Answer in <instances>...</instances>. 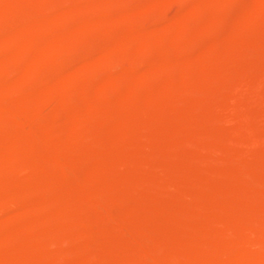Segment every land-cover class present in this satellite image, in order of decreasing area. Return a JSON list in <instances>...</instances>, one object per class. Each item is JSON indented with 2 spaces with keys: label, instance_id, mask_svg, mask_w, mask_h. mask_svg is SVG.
<instances>
[{
  "label": "rangeland",
  "instance_id": "1",
  "mask_svg": "<svg viewBox=\"0 0 264 264\" xmlns=\"http://www.w3.org/2000/svg\"><path fill=\"white\" fill-rule=\"evenodd\" d=\"M95 1L92 8L89 0H0V96L5 91L8 101L0 112V264H264V0H237L230 12L222 6L211 24L183 14L192 0ZM215 1L201 0L198 15ZM129 5L139 13L127 20ZM81 17L85 27L75 30ZM177 21L186 26L183 36L188 31L183 39H174ZM163 26L171 32H157ZM46 32L61 33L64 44L50 43ZM24 33L38 42L25 43ZM158 33L162 40L154 42ZM134 37L152 47L131 48ZM117 38L124 45L100 72L66 80ZM175 45L195 49L182 69L189 82H179L176 66L156 78H124L149 65L160 69L156 57ZM220 45L225 51L201 54ZM13 53L19 61L4 62ZM55 87L71 102L34 101ZM82 95L93 108L81 111ZM63 108L79 118V129L64 127ZM43 149L66 158L54 166L34 155ZM12 166L19 167L13 179ZM42 216L47 224L36 226ZM27 233V247L12 249L11 239Z\"/></svg>",
  "mask_w": 264,
  "mask_h": 264
},
{
  "label": "bare ground",
  "instance_id": "2",
  "mask_svg": "<svg viewBox=\"0 0 264 264\" xmlns=\"http://www.w3.org/2000/svg\"><path fill=\"white\" fill-rule=\"evenodd\" d=\"M91 0H89V2H90ZM95 0H93V2H92V4H89V7L91 6H93V5H95L96 6V4H94V3H98V2H94ZM98 1V0H97ZM107 1V0H106ZM114 1H118V0H114ZM123 1V0H122ZM121 1V2H122ZM129 3H130V1L129 0H127ZM143 0H141V2H142ZM144 1H146V2H151V0H144ZM200 1L201 0H192V2H191V4H189L190 6L189 7H187L185 10H184V12H183V14L184 13H186V14H196L197 13V17H198V19H200V20H202V22L203 23H206V24H211L212 23V21H214L213 19L216 17H218L217 15L220 13L219 11H221V10H219L222 6H224V8L226 7V10H227V12H230L233 8H235L234 7V5L236 6V3H238L239 1H237V0H216L215 2H216V4L215 5H213L214 7H212L211 9H209L208 11H207V13L206 14H204V15H198L199 13L196 11L197 9V7H198V5H200ZM207 1V0H206ZM242 1V0H241ZM90 2V3H91ZM136 2V1H135ZM135 2H134V4H135ZM186 2V1H185ZM188 2V1H187ZM190 2V1H189ZM88 3V2H87ZM87 3H85V4H87ZM100 3H101V1H100ZM104 4L106 3V2H103ZM109 3H111V2H109ZM128 3V4H129ZM212 3V2H211ZM99 4V3H98ZM104 4H100V7L99 6H97L96 8H100V9H102V8H104V7H102L101 5H104ZM112 4V3H111ZM123 4H125V3H123ZM131 4V3H130ZM133 4V3H132ZM88 5V4H87ZM107 5V4H106ZM105 5V6H106ZM110 5V4H109ZM135 5H137V4H135ZM141 5V3L139 4V7H141L140 6ZM151 5V4H150ZM134 5H129L128 7L126 6V9H127V11H125V12H127V16L126 15H124V16H126L127 17V20L129 19H131V18H133V17H135V16H137L138 15V13H139V10H137V7L135 8V6L133 7ZM186 6V5H185ZM200 6H202V5H200ZM211 6V5H210ZM2 7V8H1ZM5 8V6L4 5H2V6H0V18L2 17V15H3V13L5 12L4 10V8ZM88 7V6H87ZM88 7V8H89ZM124 7H125V5H123V9H124ZM84 8V7H83ZM93 8V7H92ZM106 8V7H105ZM223 8V7H222ZM4 9V10H3ZM142 9V8H141ZM204 9V8H203ZM202 9V10H203ZM244 9V8H243ZM247 9H249V7L247 8ZM125 10V9H124ZM183 10V9H182ZM202 10H198V11H201L202 12ZM205 10V9H204ZM225 11V10H224ZM77 12V11H76ZM79 12V11H78ZM226 12V11H225ZM250 12V11H249ZM248 12V13H249ZM72 13V12H71ZM181 13V12H180ZM260 13V12H259ZM70 14V13H69ZM74 14V13H73ZM77 14H79V13H77ZM103 14V13H102ZM109 15H110V13H108ZM217 14V15H216ZM250 14V13H249ZM101 15V14H100ZM252 16H253V13L251 14ZM64 16V15H63ZM77 16V15H76ZM79 16L80 15H78V18H79ZM111 16V15H110ZM254 16H256V15H254ZM74 17H75V15H74ZM100 17H102V15L100 16ZM104 17H106V15L104 16ZM112 17V16H111ZM123 17V16H122ZM61 18V17H60ZM141 18V17H140ZM193 18V17H192ZM196 18V17H195ZM62 19V18H61ZM73 19V18H72ZM82 19H84L83 17H81V19H77V20H75L74 19V21H76V25L74 26L75 27V30H81V29H83L84 27H85V23H84V21L82 20ZM99 19V18H98ZM110 19V18H109ZM125 19V18H124ZM134 19V18H133ZM179 19H181V18H179ZM185 19H187V18H185ZM245 19V18H244ZM104 20V19H103ZM143 20V19H142ZM176 20V19H175ZM182 20V19H181ZM222 20V19H221ZM63 21V20H62ZM86 21V20H85ZM95 21V20H94ZM97 21V20H96ZM110 21V20H109ZM109 21L107 20V22L109 23ZM132 21V20H131ZM130 21V22H131ZM192 21V20H191ZM194 21V20H193ZM123 22H124V20H123ZM123 22H122V24H123ZM215 22V21H214ZM218 22V21H217ZM103 23V22H102ZM105 23V22H104ZM128 23V22H127ZM132 23V22H131ZM49 24V23H48ZM100 24V23H99ZM130 24V23H129ZM162 24V23H161ZM197 24H199V22L197 23ZM98 25V24H97ZM123 25H125V26H127L126 25V23L125 24H123ZM174 25V26H173ZM196 25V24H195ZM194 25V26H195ZM34 26H37V25H33V27ZM72 26V27H73ZM130 26V25H129ZM172 28L171 29H173L174 31H175V33H173V35H174V39H183L184 38V36L186 35V33H188V31L186 30V32L184 33V31H183V33H184V36L180 33V30L183 28V27H185V29H186V26L184 25V22L183 21H177L175 24H172ZM197 26V25H196ZM71 27V28H72ZM99 27H100V25H99ZM103 27V26H102ZM153 27V26H152ZM209 27V26H208ZM29 28H32V27H30L29 26ZM39 28V27H38ZM37 28V29H38ZM60 28H61V26H60ZM90 28H93V26L92 27H90ZM127 27H125L124 29H126ZM129 28V27H128ZM190 27H188V29H189ZM35 30V28H34V31H33V34L36 36V35H38V37H40L41 38V36H42V33H41V36H39V34L38 33H40V31L38 32V30ZM87 29H89V28H87ZM155 29V28H154ZM171 29H168V27H160V28H158L157 29V32H160V33H163V32H168V31H170L171 32ZM184 29V30H185ZM65 30V29H64ZM97 30H98V27H97ZM96 30V31H97ZM122 30V29H121ZM121 30H120V32H121ZM127 30V29H126ZM183 30V29H182ZM50 31V30H49ZM71 31V30H70ZM74 31V30H73ZM94 31V30H93ZM128 31V30H127ZM131 31V30H130ZM192 31V30H191ZM24 32H26V31H24ZM51 32H52V30H51ZM59 32V31H58ZM77 32V31H76ZM123 32V31H122ZM195 32V31H194ZM11 33V32H10ZM18 33V32H17ZM20 33H23V32H20ZM29 33V32H28ZM27 33V34H28ZM124 33V32H123ZM126 33V32H125ZM9 34V33H8ZM12 34H14L13 32H12ZM25 35H26V33H24ZM24 34H23V36H24ZM81 34V33H80ZM119 34V33H118ZM128 34H129V32H128ZM159 34V33H158ZM204 34V33H203ZM9 35H11V34H9ZM21 34H19V36H20ZM30 35H31V32H30ZM30 35L28 34V37L29 38H27V35H26V37L24 36V38H27L28 39V41H25V43L26 42H29L30 40L29 39H32V41H34V43H35V41H37L38 42V40H33V38H30ZM65 35V34H64ZM121 35V34H120ZM124 35V34H123ZM163 35V34H162ZM12 36V35H11ZM19 36H17V37H19ZM22 35H21V37H23ZM32 36V35H31ZM35 36H33L34 38H35ZM66 36V35H65ZM75 36V35H74ZM76 36H78V35H76ZM111 36V35H110ZM125 36H127V34H125ZM128 36H130V37H132L133 35H128ZM135 36V35H134ZM187 36H188V34H187ZM5 37H6V35H5ZM10 37V36H9ZM13 37H14V35H13ZM16 37V39L18 40V38ZM20 37V38H21ZM113 37V36H112ZM116 37V36H115ZM118 37V36H117ZM122 37V36H121ZM120 37V38H121ZM124 37V36H123ZM152 37V36H151ZM155 38H154V42H159L160 41V34H159V36L157 35V36H154ZM19 38V39H20ZM45 38L46 39H48V41L49 40H53V41H57L58 42V44L60 45V44H62L63 43V41H64V37H63V35L61 34V33H50V32H46L45 33ZM108 38V37H107ZM119 38V39H120ZM125 38V37H124ZM166 38V37H165ZM189 38H190V36H189ZM194 38V37H193ZM5 39H8V38H5ZM11 39V38H10ZM9 39V41H12V40H10ZM45 39V40H46ZM110 39V38H109ZM118 38H117V40H119ZM151 39V38H150ZM153 39V38H152ZM26 40V39H25ZM107 40V39H106ZM112 40H114L113 38H112ZM111 40V43H110V46L108 47V48H106V49H102V51H101V53H99V55H97V57L96 56H93L92 58L94 59V57H96V59L95 60H93V61H91L90 63H84L82 66H80L79 67V69L77 70V71H70L67 75H65V77H66V80L68 81H71V79H73L74 77H83V76H85V75H87V74H89L90 72H96V71H99L100 70V68L101 67H105L107 64V61L109 60V59H112V58H114V56L116 55V53L118 52V50L120 49V47H122L123 45H124V41L126 40V39H122V40H124V41H122L121 39V46H120V42H113ZM116 40V39H115ZM116 40V41H117ZM128 40V39H127ZM162 40V39H161ZM169 40V39H168ZM8 41V42H9ZM13 41H14V38H13ZM19 41V40H18ZM18 41H16V42H18ZM21 41V40H20ZM31 41V42H32ZM165 41V40H164ZM170 41H172L171 39H170ZM175 41H177V40H175ZM175 41H174V44H176L175 43ZM184 41H185V39H184ZM5 42V41H4ZM15 42V43H16ZM23 43H22V46L23 45H25L24 44V41H22ZM47 42V41H46ZM50 42V41H49ZM78 42V41H77ZM129 42H130V45H129V43H128V46H130L131 48L133 47V49L134 48H138V47H148L149 45H148V41L147 42H145L144 40H139L138 38H136L135 39V37L134 38H132V39H130L129 40ZM166 42V41H165ZM12 43V42H11ZM33 43V42H32ZM51 43V42H50ZM150 43V42H149ZM153 43V42H152ZM161 43H163V42H161ZM217 43V42H216ZM215 43V44H216ZM6 44V43H5ZM4 44V45H5ZM9 44V43H8ZM30 44V43H29ZM36 44V43H35ZM57 44V43H56ZM64 44V43H63ZM123 44V45H122ZM151 44V43H150ZM157 44V43H156ZM159 44V43H158ZM192 45L194 44L193 42L191 43ZM11 45V44H10ZM0 46H1V44H0ZM3 46V45H2ZM5 46H7V48H8V51L9 50H12V49H9V47H8V45H5ZM4 46V47H5ZM14 45H12L11 47H13ZM54 46V45H53ZM126 46V45H125ZM176 46V45H175ZM193 46H195V45H193ZM226 46V45H225ZM225 46H222V45H220V46H217L216 48H211V47H204L202 50H201V54L202 55H206V54H209L210 52L212 53V51L214 52V51H216V52H222L223 50L225 51ZM20 47V46H19ZM150 47H152V46H150ZM150 47H148V48H150ZM170 47H172V45L170 46ZM169 47V48H170ZM33 48V47H32ZM31 48V49H32ZM54 48V47H53ZM62 49H63V46L61 47ZM202 48V47H201ZM22 49H24V48H22ZM28 49H29V47H28ZM34 49V48H33ZM125 50H126V47L124 48ZM123 49V50H124ZM197 49V48H196ZM2 50V49H1ZM14 50V49H13ZM15 50H17L18 51V47L15 49ZM27 50V49H26ZM30 50V49H29ZM36 50V49H35ZM143 50V49H142ZM169 50V49H168ZM194 48H192V47H190V46H188L187 47V45L185 46V45H180V46H176V48L174 47V49L171 51V52H169V53H166V54H160V55H158V57H156L157 58V62H159L160 63V65H161V67H160V69H158L157 67H153V66H151L150 67V65H149V68L145 71V72H130V73H127V74H125L124 75V78H126L127 80H133V81H139V80H141V79H144V78H156V77H158L157 75H159V73L161 72V71H163V73H164V71L166 72L167 70H171V68L173 69L175 66L176 67H179L180 68V73H179V82L180 83H186L188 80L186 79V77H185V72H183L182 71V69H183V65H184V63H186L187 61H185L184 62V60H185V57L186 56H189V55H191V56H189V57H192L193 55H195L194 54ZM3 51V50H2ZM17 51H15V52H17ZM37 51V50H36ZM40 51V50H39ZM164 51H166V49L164 50ZM5 52V51H4ZM13 52V51H12ZM20 52V51H19ZM23 52V51H22ZM26 52H28V51H26ZM120 52V51H119ZM8 53V52H7ZM97 53V54H98ZM160 53V52H159ZM158 53V54H159ZM5 54H6V52H5ZM14 54H16L17 55V53H13V55L11 54V55H9V56H7L6 57V59H5V61L4 62H6L7 61V63L9 62V61H14L15 60V58H16V56L14 55ZM57 54V53H56ZM2 56H3V54H2ZM6 56V55H5ZM18 56V55H17ZM25 56V55H24ZM28 56V55H27ZM55 56V55H54ZM196 56V55H195ZM4 57V56H3ZM0 58H1V56H0ZM18 58L20 59V57L18 56ZM50 58H51V54H50ZM17 59V58H16ZM19 59H17L18 61H19ZM42 59V58H41ZM108 59V60H107ZM1 60V59H0ZM31 60V59H30ZM89 61H90V59H88ZM112 60H114V59H112ZM187 60V59H186ZM32 61H34V60H32ZM31 61V62H32ZM39 61V60H38ZM87 61V60H86ZM111 61V60H110ZM30 62V61H29ZM39 62H44L43 60H40ZM112 62V61H111ZM190 62V61H189ZM2 63V62H1ZM12 63V62H11ZM23 63L24 62H22V65H23ZM34 63V62H33ZM37 63V62H36ZM35 63V64H36ZM83 63V62H82ZM153 63V62H152ZM5 64V63H4ZM15 63H13V65H14ZM20 64L21 63H19V64H17L18 65V67L20 66ZM30 64V63H29ZM154 64V63H153ZM157 64V63H156ZM8 65V64H7ZM38 65V64H37ZM41 65V64H40ZM43 65V64H42ZM152 65V64H151ZM155 65V64H154ZM16 66V65H15ZM31 66L32 65H28V64H24L23 65V70L24 71H27V70H30L31 69ZM36 67V66H35ZM146 67V66H145ZM144 67V68H145ZM20 68V67H19ZM33 68H34V66H33ZM77 69V68H76ZM101 69H103V68H101ZM141 69H143V68H141ZM38 70H40L39 68H38ZM145 70V69H144ZM185 70V69H184ZM21 72V71H20ZM100 72V71H99ZM36 73V72H35ZM67 73V72H66ZM162 73V72H161ZM30 74V73H29ZM123 75V74H122ZM22 76V75H21ZM89 76V75H88ZM239 76V75H238ZM19 77V76H18ZM218 77V76H217ZM221 77V76H220ZM242 77V76H241ZM223 78V77H222ZM19 79V78H18ZM62 79V78H61ZM76 79V78H75ZM80 79V78H79ZM238 79H240V77L238 78ZM238 79H236V80H238ZM21 80V79H20ZM190 80V79H189ZM191 81V80H190ZM214 81H216V80H214ZM60 82V81H59ZM64 82V81H63ZM66 82V81H65ZM74 82V81H73ZM104 82V81H103ZM130 82V81H129ZM189 82V81H188ZM70 83H72V82H70ZM5 84V83H4ZM11 84V83H10ZM108 84V83H107ZM138 84V83H137ZM7 85H9V84H7ZM6 85V86H7ZM1 86V85H0ZM5 87V86H4ZM48 87H49V85H48ZM63 87V86H62ZM107 87H108V85H107ZM8 88H10V87H8ZM104 88V87H103ZM6 89V88H5ZM4 89V90H5ZM12 88H10V90H11ZM64 89V88H63ZM107 89V88H106ZM62 89H60V87H55V88H53V89H51V88H45V89H43L42 91H41V93H39V95L34 99V101L35 102H42V101H44V100H47V99H52L53 97L55 98L56 97V99H58V98H60V100H64L65 102H67V99H65V97L63 96V94H62V92H63V90L61 91ZM105 90V89H104ZM98 91V90H97ZM100 91V90H99ZM101 92H102V90H101ZM4 93H5V91H4ZM4 93H3V95H1L0 96V112H4L3 110H6V109H8V108H5V97H4ZM99 93V92H98ZM9 95V94H8ZM35 95V94H34ZM96 95H98V94H96ZM90 96V95H89ZM99 96V95H98ZM34 98V97H33ZM53 98V99H54ZM152 99V98H151ZM24 100V99H23ZM93 100V99H92ZM91 100V101H92ZM153 100V99H152ZM21 101V100H20ZM91 101H90V97H84L83 95H82V97H80L77 101H76V103L78 104V106H80L79 108H81V111H82V109L84 110H86L87 108H89L90 106H91ZM95 101V100H94ZM98 101V100H97ZM96 101V102H97ZM6 102H8V101H6ZM24 102V101H23ZM22 102V103H23ZM69 102H71V101H69ZM69 102H67V103H69ZM16 103V102H15ZM64 103V102H63ZM93 103V102H92ZM8 104V103H7ZM7 104H6V106H7ZM29 104V103H28ZM36 104V103H35ZM94 104V103H93ZM100 105V104H99ZM149 105H150V100H147V101H145L144 102V104L141 106L142 108H147V109H149ZM77 106V105H76ZM94 106L96 107V106H98V105H95L94 104ZM135 106H137V105H135ZM140 106V105H139ZM65 108H66V106H65ZM69 108V107H68ZM90 108H93V107H90ZM137 108V107H136ZM67 109V108H66ZM66 109H64L63 108V114H62V123L64 124V127L65 128H67V130H69V131H74V130H77L76 128L80 125V121H79V118H77V116H75L72 112H70V110H66ZM98 108H96V110H97ZM100 109H103V106H102V108H101V106H100ZM139 109V111L140 110H143L144 111V109H140V108H138ZM147 109H146V111H147ZM65 110V111H64ZM109 110H111V109H109ZM105 111V110H104ZM108 111V110H107ZM99 112H101V111H99ZM108 113V112H107ZM106 113V114H107ZM96 114V113H95ZM111 114H116V112L114 113V110L112 111V113ZM112 115V116H113ZM109 116V115H108ZM107 116V117H108ZM82 122V121H81ZM57 123V122H56ZM59 124V123H58ZM82 124V123H81ZM53 125V124H52ZM54 126H56V125H54ZM54 126H51V127H54ZM81 126V125H80ZM79 126V127H80ZM79 127H78V129H79ZM48 128V127H47ZM20 134V133H19ZM44 136V135H43ZM43 138V137H42ZM18 139H20V135H14L13 136V138L11 139L12 141L11 142H14L15 140H18ZM45 140V139H44ZM12 144V143H11ZM7 147H9L10 146V142H9V146L8 145H6ZM5 146V147H6ZM3 148V147H2ZM41 149V148H40ZM47 150V149H46ZM45 149H43V150H41V151H39V153H36L35 152V154L34 155H39L40 157H46V158H50V159H48L49 161H51L50 163H52L54 166L55 165H58L59 163H60V161L61 162H63L64 160L63 159H65L66 158V154L64 155L65 156V158H63V159H61L62 158V156H59L58 154H60V152L59 151H57V153L56 152H53L52 150H50V151H52V153L49 151V149L47 150V151H49L50 153H48L47 151H46ZM1 153V152H0ZM62 155V154H61ZM63 156V157H64ZM61 157V158H60ZM45 158V159H46ZM68 158V157H67ZM28 159H30V158H28ZM33 159V158H32ZM35 159V158H34ZM33 159V160H34ZM25 161H27V159H25ZM25 161H23V162H25ZM32 162V161H31ZM21 163V162H20ZM27 163V162H26ZM15 165V164H14ZM60 165V164H59ZM18 166H20L21 167V164L20 165H18ZM18 166H12L10 169H9V178H11V179H13V178H15L16 176H17V174H18V172H19V167ZM7 178V177H6ZM28 190H27V192H26V194H25V196H26V201L28 200V201H30L31 200V198H33L32 197V192H33V187H32V189H30V188H27ZM34 189H35V187H34ZM36 191H37V189H36ZM38 192V191H37ZM24 193V192H23ZM34 193H36V192H34ZM24 196V197H25ZM34 196V195H33ZM36 196V195H35ZM83 196H85V195H83ZM36 198V197H35ZM23 199V198H22ZM37 200V199H36ZM87 202H88V200H85V197L84 198H82V200H81V203H86L87 204ZM25 203V202H24ZM80 204V203H79ZM81 205V204H80ZM9 206V205H8ZM84 206V205H83ZM203 215V216H202ZM27 216H29V215H27ZM202 219L204 218V214H201V216H200ZM199 217V219H201ZM43 218H45V217H39L38 219H36V221H35V223H36V226H37V224L39 225V226H43L45 223H44V219ZM25 219V218H24ZM23 219V220H24ZM28 220H31L29 217L27 218ZM33 219H34V217H33ZM201 219V220H202ZM32 221V220H31ZM200 221V220H199ZM26 222V221H25ZM33 222V221H32ZM45 222H46V224H47V221H46V219H45ZM204 222V221H203ZM225 222V221H224ZM228 222H231V221H228ZM253 223H254V221H253ZM23 224H25V223H23ZM45 224V225H46ZM222 224V223H221ZM224 224V223H223ZM226 224H228L227 222H226ZM242 224V223H241ZM250 224H252V222L250 223ZM44 225V226H45ZM119 225V224H118ZM117 225V226H118ZM239 224H237V226H238ZM252 225H254V224H252ZM251 225V226H252ZM25 226H26V224L24 225V228H25ZM34 226V225H33ZM221 226V225H220ZM222 226H224V225H222ZM248 226H250V225H248ZM255 226H256V224H255ZM254 226V227H255ZM226 227V226H225ZM234 227H236V225L234 226ZM233 227V228H234ZM241 227V226H240ZM246 227V226H245ZM23 228V229H24ZM37 228V227H36ZM36 228H34V229H36ZM232 228V229H233ZM260 228V226L258 227V229ZM28 229V228H27ZM26 229V230H27ZM38 229V228H37ZM225 229V228H224ZM228 229V228H227ZM229 229H231V228H229ZM238 229H240V228H238ZM237 229V230H238ZM244 229V228H243ZM248 229V228H247ZM250 229V228H249ZM255 229V228H254ZM25 230V233L24 234H26V232H28V230L26 231ZM40 230V229H39ZM127 230V229H126ZM242 230V229H241ZM245 230V229H244ZM243 230V231H244ZM252 230V229H251ZM256 230V229H255ZM255 230H253V231H255ZM118 231V230H117ZM128 231V230H127ZM230 231H233V230H230ZM22 232V231H21ZM31 232V231H30ZM119 233H123V232H125V228L124 227H120V225H119V231H118ZM238 233H239V231H237ZM247 232H249V231H247ZM251 232V231H250ZM256 232H259V231H256ZM261 232V231H260ZM29 233V232H28ZM28 233H27V236H25V235H22V236H24V238H20V239H17V238H15V239H11V243L9 242V245H11L12 244V249H16L17 251H20V249L21 248H25V247H27V245L29 244H27L26 245V243L28 242L27 241V239H28V236L29 235H31V234H29L28 235ZM39 233V232H38ZM38 233H37V236H38ZM129 233H131L130 231H129ZM241 233V232H240ZM253 233V232H252ZM14 234H17V233H14ZM236 234V233H235ZM249 234V233H248ZM251 234V233H250ZM249 234V235H250ZM261 234H262V232H261ZM13 235V234H12ZM126 235V234H125ZM237 235V234H236ZM240 235V234H239ZM36 235H35V237H37ZM123 236V235H122ZM242 236H244V235H242ZM16 237H17V235H16ZM31 237V236H30ZM126 237H129V236H126ZM131 237V236H130ZM255 237V236H254ZM262 237H263V235H262ZM11 238H12V236H11ZM19 238V237H18ZM239 238H240V236H239ZM242 238H244L245 239V237H242ZM258 238V237H257ZM260 238V237H259ZM7 240V239H6ZM29 240V239H28ZM237 240V239H236ZM239 240V239H238ZM259 239H257V241H258ZM27 241V242H26ZM261 241V240H260ZM5 242V241H4ZM242 242H243V240H242ZM241 241H240V243H242ZM245 243V242H244ZM254 243V242H253ZM260 243V242H259ZM258 243V244H259ZM231 244V243H230ZM249 244V243H248ZM257 244V245H258ZM225 245V244H224ZM233 246V245H232ZM245 246H248V245H245ZM17 247V248H16ZM19 248V249H18ZM31 248H32V246H31ZM231 248V247H230ZM239 248V247H238ZM237 248V249H238ZM248 248V247H247ZM11 249V248H10ZM22 250H24V249H22ZM52 250V249H51ZM235 250V249H234ZM245 250H247V249H245ZM25 251V250H24ZM33 251V250H32ZM23 252V251H22ZM30 252V251H29ZM243 252H244V249H243ZM24 253V252H23ZM21 254V253H20ZM240 254V256H242L241 255V253H239ZM238 254V255H239ZM243 254V256H244V253H242ZM234 256V255H233ZM232 256V257H233ZM261 256V255H260ZM235 257V256H234ZM237 258V257H236ZM240 258V257H239ZM239 258H237V259H239ZM242 259H243V257H241ZM240 258V259H241ZM14 259V258H13ZM233 259V258H232ZM241 259V260H242ZM245 259V258H244ZM232 261V260H231ZM230 262V261H229ZM238 262V261H237ZM240 262V261H239ZM244 262V261H243ZM257 263V262H256ZM261 263V262H260ZM259 263V264H260ZM232 264V263H231ZM234 264V263H233ZM237 264H239V263H237ZM241 264V263H240ZM242 264H244V263H242Z\"/></svg>",
  "mask_w": 264,
  "mask_h": 264
}]
</instances>
